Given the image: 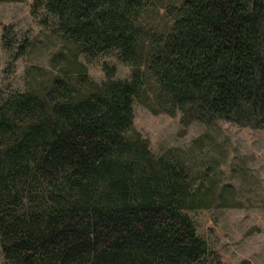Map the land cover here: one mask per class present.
Listing matches in <instances>:
<instances>
[{
    "label": "trees",
    "instance_id": "trees-1",
    "mask_svg": "<svg viewBox=\"0 0 264 264\" xmlns=\"http://www.w3.org/2000/svg\"><path fill=\"white\" fill-rule=\"evenodd\" d=\"M25 1V0H0ZM158 1V2H157ZM163 1V0H161ZM33 0L53 71L0 96V252L7 264H210L189 211L235 207L188 155L150 149L133 105L179 122L264 127V0ZM17 56L25 49L23 46ZM22 49V50H21ZM130 65L127 79L86 61Z\"/></svg>",
    "mask_w": 264,
    "mask_h": 264
},
{
    "label": "rangeland",
    "instance_id": "rangeland-1",
    "mask_svg": "<svg viewBox=\"0 0 264 264\" xmlns=\"http://www.w3.org/2000/svg\"><path fill=\"white\" fill-rule=\"evenodd\" d=\"M161 1V0H159ZM158 2V1H157ZM33 0L0 1V96L23 91L27 72L53 71L50 58L60 48L57 35L31 13ZM169 0L143 14L149 27L170 22ZM23 46L25 51L16 55ZM22 50V49H21ZM85 66L90 77L105 79L103 65L115 67V78L127 79L131 67L115 55H101ZM134 128L149 141L150 149L167 148L188 155L201 173L211 174L217 189H228L235 207L189 211L197 232L212 249L210 264H264V127L253 129L218 120L210 125L192 122L183 127L179 113H153L135 102ZM0 264H7L0 252Z\"/></svg>",
    "mask_w": 264,
    "mask_h": 264
}]
</instances>
